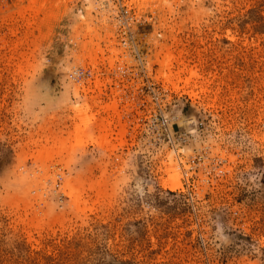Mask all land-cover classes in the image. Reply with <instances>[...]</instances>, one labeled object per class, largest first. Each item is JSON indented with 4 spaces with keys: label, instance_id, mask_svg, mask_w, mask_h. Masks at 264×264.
Wrapping results in <instances>:
<instances>
[{
    "label": "rangeland",
    "instance_id": "rangeland-1",
    "mask_svg": "<svg viewBox=\"0 0 264 264\" xmlns=\"http://www.w3.org/2000/svg\"><path fill=\"white\" fill-rule=\"evenodd\" d=\"M33 1L0 0V264H264V0Z\"/></svg>",
    "mask_w": 264,
    "mask_h": 264
},
{
    "label": "built area",
    "instance_id": "built-area-1",
    "mask_svg": "<svg viewBox=\"0 0 264 264\" xmlns=\"http://www.w3.org/2000/svg\"><path fill=\"white\" fill-rule=\"evenodd\" d=\"M123 12H124L123 15H126L125 12L127 13V11H123ZM126 29H128V27L123 26L122 27V32L125 33ZM91 76H92V74H91V71L89 69L75 68V69L71 70V72L69 73V78H70V80H72L73 83L74 82L77 83L78 81H82V80H85V79H91ZM148 87H150V85H148ZM152 90H151V93L148 95V97L146 96L147 98L142 100L140 103L135 102V98H134L133 95L130 96V100L132 102H135L134 105H137L139 112L147 113V115H154V113L157 111L160 115H162L161 113H163V112H162L161 105H160L159 101L164 100V98L160 97V99L158 101V98L155 95V91L152 92ZM145 101L146 102H150L151 101V104L153 106L151 108V110L148 108V105H147V103H145ZM156 104L158 105L157 108H155ZM159 124L164 130L166 129V127H167L166 122L161 117H160Z\"/></svg>",
    "mask_w": 264,
    "mask_h": 264
},
{
    "label": "bare ground",
    "instance_id": "bare-ground-1",
    "mask_svg": "<svg viewBox=\"0 0 264 264\" xmlns=\"http://www.w3.org/2000/svg\"><path fill=\"white\" fill-rule=\"evenodd\" d=\"M35 1V0H34ZM33 1V6L35 7V8H37L38 9V7H39V9H40V7L42 6L43 8L45 7V9H46V11L44 10L43 11V8L41 7V9L42 10H40V11H42V12H47L46 14H45V17H49L48 15H50L49 13H51V10H52V8L51 7H53V5H55L56 4V2H55V0H52V1H49V0H36V2H34ZM48 1V2H47ZM132 1V3H133V5L135 4V6L139 9V8H143L144 7V0H131ZM55 2V3H54ZM145 8V7H144ZM38 9V10H39ZM41 12V13H42ZM55 12V11H54ZM43 15H44V13H43ZM52 15V14H51ZM50 17H53V16H50ZM54 18V17H53ZM166 53V52H165ZM172 54H170V53H166L165 54V57H164V59L163 60H161V66H162V68H169L170 66H169V64H171L170 62H171V60L173 59V57L171 56ZM169 66V67H168ZM163 70V69H162ZM163 72V71H162ZM163 74V73H162ZM170 75V74H169ZM169 75H165L166 77H168ZM168 78H170V76L168 77ZM95 78H92V80H90V79H85V80H82V81H78L77 83H84V84H86V82H89V81H91V82H95V80H94ZM125 105H127V106H130L129 105V102L127 103V104H125ZM86 112V111H85ZM82 113L80 112V118L81 119H79L80 121H81V124H83V126H85L87 123H89V119H90V117L88 118V116H87V114L85 115H82ZM79 116V115H78ZM91 116V115H90ZM79 126V127H78ZM76 128H78V131H82V129H83V127H81L80 128V124L78 125ZM77 130V129H76ZM77 134H78V132H76ZM78 202V201H77Z\"/></svg>",
    "mask_w": 264,
    "mask_h": 264
}]
</instances>
